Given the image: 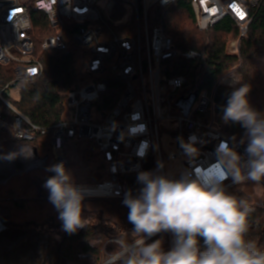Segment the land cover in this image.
Segmentation results:
<instances>
[{"label":"built area","instance_id":"1","mask_svg":"<svg viewBox=\"0 0 264 264\" xmlns=\"http://www.w3.org/2000/svg\"><path fill=\"white\" fill-rule=\"evenodd\" d=\"M176 1L0 0V65L10 64L13 68L12 81L0 89V131H9L12 141L18 144L49 136L55 163L62 162L65 168L69 167L63 151L66 142L94 141L105 179L75 183L85 190L83 201H124V178L138 175L147 165L153 173L173 179L188 172L193 177L221 180L227 191L250 182L235 184L218 163L216 150L224 141L245 160L247 155L240 144L220 130L215 117V89L197 93L187 112L178 104L194 94L177 99L187 78L171 74L172 61L179 56L193 61L200 54L196 50H177L164 27L152 25L150 20L153 7H170ZM124 2H129L131 9ZM262 2L189 0L200 31L225 18L235 23L238 36L227 43V53L234 56H240L241 42L248 37L254 19L253 10ZM69 39H75L88 52L85 65L91 80L80 89L68 91L65 107L71 111L70 119L38 126L14 107L10 92L37 80L44 70L41 55L51 57L65 51ZM236 66L222 75L217 86L230 82ZM109 88L116 102L106 113L100 101ZM139 124L145 125L142 132L127 134L129 126ZM168 137L175 151L167 156L162 139ZM190 138L196 155L188 154L182 146ZM168 160L179 164L173 174L166 166ZM260 183L264 186V179ZM248 205L264 210V205ZM158 236H165L171 249L174 235L170 232H161L147 242ZM113 239L101 243L97 264H105L106 254L114 250Z\"/></svg>","mask_w":264,"mask_h":264},{"label":"trees","instance_id":"2","mask_svg":"<svg viewBox=\"0 0 264 264\" xmlns=\"http://www.w3.org/2000/svg\"><path fill=\"white\" fill-rule=\"evenodd\" d=\"M253 16L248 37L241 42L240 56H234L227 53V43L238 36L237 27L230 18L202 32L197 27L189 0H177L173 6L153 7L150 11L151 24L162 25L177 50L199 52L200 56L193 61H186L180 56L175 58L171 74L187 78L182 88L187 93L215 89L217 123L223 134L237 144H240L245 130L239 123L222 120V106L226 104L228 94L241 83L248 84L250 91L247 98L251 107L264 113V2L253 10ZM88 59V52L75 39H69L65 51L51 57L41 55L43 73L33 83L21 87L19 100H12V104L33 124L53 126L67 112L68 91L80 89L91 80L85 65ZM239 61L240 83L234 88L217 86L222 75ZM12 79V65H0V89L9 85ZM110 88L100 101L106 113L116 102V98L111 97ZM4 95L7 97L6 93ZM83 140H70L64 145L63 151L69 162L66 170L70 172L75 166L71 152L74 147L80 146L84 165L93 171L91 178L84 183H98L105 179V175L97 147L95 144L83 145ZM0 141L12 143L10 132L0 131ZM20 145L30 147L37 162L25 166L14 156L7 158L8 167L14 170L0 178V220L6 226L0 233V264H97L100 249L95 243L101 244L116 237L131 238L133 225L128 221L129 209L123 201H83L85 227L72 234L65 232L58 218L59 213L50 203L48 190L44 187L45 181L54 175L48 168L56 164L52 139L49 136L40 137ZM240 145L245 149L246 142ZM142 171L153 172L149 165ZM137 176L127 175L124 178L125 195L129 190L133 196L139 194L143 185L138 183ZM228 192L252 203L243 184ZM251 208L247 239L264 248V210ZM200 243L203 247L202 240Z\"/></svg>","mask_w":264,"mask_h":264},{"label":"clouds","instance_id":"3","mask_svg":"<svg viewBox=\"0 0 264 264\" xmlns=\"http://www.w3.org/2000/svg\"><path fill=\"white\" fill-rule=\"evenodd\" d=\"M249 91L250 86L241 83L222 106V120L239 123L245 130L239 143L246 142V160L226 141L216 150L218 163L235 184L264 179V113L251 107ZM144 129L143 124L129 126L127 134ZM182 146L188 154H197L191 138ZM48 171L54 173L44 183L49 201L59 213L63 230L75 233L85 227V190L74 183L62 162L51 165ZM137 181L143 185L139 194L133 196L129 190L123 201L133 225L131 238H114L111 243L115 248L106 254L105 264H264V248L247 239L252 208L230 194L221 180L193 177L188 172L173 179L142 171ZM161 232L174 235L168 251L162 248V240L147 242Z\"/></svg>","mask_w":264,"mask_h":264},{"label":"rangeland","instance_id":"4","mask_svg":"<svg viewBox=\"0 0 264 264\" xmlns=\"http://www.w3.org/2000/svg\"><path fill=\"white\" fill-rule=\"evenodd\" d=\"M124 4L131 9L130 7V3L129 2H124ZM241 64L237 65L236 68H234L232 70V75L230 77V82L227 83V85H222L228 88H234L235 86H237L236 81H240L241 80V73H239V68H240ZM187 94V92L183 91L182 89H180V92L178 93L177 99H180L181 97H183V95ZM10 96H11V100H15L18 101L19 100V91L17 89H12L10 92ZM188 99V98H186ZM72 116L71 111H69V109L67 110L66 114L64 115V119H70ZM168 138H163L162 139V147L164 149V153L165 155H169L171 152L175 151V147H173L172 144H170V142L168 141ZM83 145H93L94 141L92 140H87L84 139L81 142ZM13 144V142L11 143H6L4 141H0V178L4 177L5 175H7L10 171L13 172L14 168H10L8 167V161L7 158L14 156L16 161L22 162L23 158L20 154L21 150L11 147V145ZM10 146V147H9ZM78 146V145H77ZM12 148V149H10ZM80 146L78 147H74L71 153L73 156V161L75 162V166L72 168V170L70 171L73 181L74 182H80V183H84L85 181L89 180V177L91 178L93 171L88 170V168L86 167V165H84V162L82 160V153L83 151H80ZM178 163L176 161H172V160H168L166 162V166L169 168L171 167V169L169 170V174H173L177 169H178ZM244 190L247 194H249L251 196V204H259L262 205V203L264 202V186L259 182H246L243 184ZM162 240V248L165 251H168L170 249V247H168V242L166 240L165 236H158L156 238L151 239L150 241H148V243H152L155 240ZM98 248H100L101 244H97Z\"/></svg>","mask_w":264,"mask_h":264},{"label":"flooded vegetation","instance_id":"5","mask_svg":"<svg viewBox=\"0 0 264 264\" xmlns=\"http://www.w3.org/2000/svg\"><path fill=\"white\" fill-rule=\"evenodd\" d=\"M11 147H14V148H17V149L21 150L20 154H21L22 157H24L23 161L21 163H23L25 166H27V164L30 165V164H35L37 162V158L34 155L35 153L32 152L30 147L20 145V144H18L16 142H13ZM10 149H12V148H10Z\"/></svg>","mask_w":264,"mask_h":264},{"label":"water","instance_id":"6","mask_svg":"<svg viewBox=\"0 0 264 264\" xmlns=\"http://www.w3.org/2000/svg\"><path fill=\"white\" fill-rule=\"evenodd\" d=\"M195 96H196V93L189 100L182 101L180 99V101L178 102V104L183 107V109L185 110V112H187L188 109H189V107L192 105V102L194 101ZM5 227L6 226L3 225V223L0 221V233H1V231H3L5 229Z\"/></svg>","mask_w":264,"mask_h":264}]
</instances>
